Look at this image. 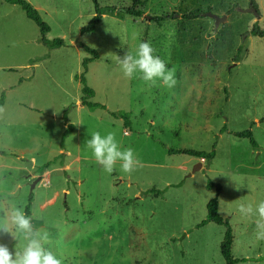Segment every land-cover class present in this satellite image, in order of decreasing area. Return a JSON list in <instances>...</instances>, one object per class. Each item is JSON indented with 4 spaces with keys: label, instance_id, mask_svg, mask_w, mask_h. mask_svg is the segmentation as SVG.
<instances>
[{
    "label": "rangeland",
    "instance_id": "374dc122",
    "mask_svg": "<svg viewBox=\"0 0 264 264\" xmlns=\"http://www.w3.org/2000/svg\"><path fill=\"white\" fill-rule=\"evenodd\" d=\"M26 1L63 46L0 0V264H264V0Z\"/></svg>",
    "mask_w": 264,
    "mask_h": 264
},
{
    "label": "trees",
    "instance_id": "16d2710c",
    "mask_svg": "<svg viewBox=\"0 0 264 264\" xmlns=\"http://www.w3.org/2000/svg\"><path fill=\"white\" fill-rule=\"evenodd\" d=\"M3 1L7 4L18 6L23 11L26 18L28 20L32 21L37 26V28L39 30V34H40V41L42 44L48 45L50 47H56V48L63 46V41L61 39H57L52 43L48 42V40L46 39V34L49 32V26L45 22H43L39 13L37 12V10L34 9L31 6V4L28 3L26 0H3ZM253 5L255 8H257V6L255 4H253ZM193 15H195V14H193ZM192 18H196V16H193ZM101 19H102V17L100 15H96L93 18H91V20L88 22V24L85 27L80 29V34L84 35V34L94 33L97 25L101 22ZM252 35L264 37V30H261L257 27V25H254L252 28ZM81 48L86 53L91 55V57H92L91 60H97L98 59V54L94 50H92V49H90L84 45H81ZM4 100H5L4 96L1 95L0 96V109L4 105ZM81 105L86 107L90 111H94V110L99 109V108L104 109V107L102 105L88 102L85 98L82 99ZM110 115L113 118L121 119L123 121L124 127L128 128L129 114L119 112V113H111ZM73 131H74L73 125H68L65 132L63 133L62 139H65ZM237 136L248 138L250 140V143L256 147V143L254 142L250 131L239 133V134H237ZM182 153H184L187 156L195 157L198 159H204V158L211 159V157H212V154L207 156V155L200 153V152L185 151ZM47 165L48 164L41 167L39 170L43 171L44 168L47 167ZM207 187H208V189H215V197L212 200H210L206 205V210H207L206 219L201 223V226H206L207 224H210V223L217 224V225H226V222L218 214V200H217V198H218L219 194L221 193V188L217 185H214L211 182H208ZM149 193L154 194V195H160L161 194L160 192H156V191H150ZM231 241H232L231 232L229 229H227L225 234H224V239L220 245V252H221V255L223 257L224 264H235L236 263V261L230 255Z\"/></svg>",
    "mask_w": 264,
    "mask_h": 264
},
{
    "label": "water",
    "instance_id": "95a60500",
    "mask_svg": "<svg viewBox=\"0 0 264 264\" xmlns=\"http://www.w3.org/2000/svg\"><path fill=\"white\" fill-rule=\"evenodd\" d=\"M240 12H243V13H251L255 16L256 20H259V14L257 12V9L253 6V4L250 2L249 3V6L248 8L244 9V10H240ZM205 17H208L212 20H214V26L215 27H218V25L224 21H226L227 19V16H222V17H219L211 12H207L204 14ZM36 181H39V178L36 180ZM36 183V182H35ZM35 183L34 185L32 186V188H34L35 186Z\"/></svg>",
    "mask_w": 264,
    "mask_h": 264
}]
</instances>
